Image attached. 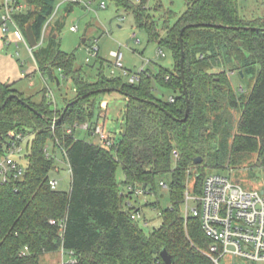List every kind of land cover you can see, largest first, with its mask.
<instances>
[{"label": "trees", "instance_id": "1", "mask_svg": "<svg viewBox=\"0 0 264 264\" xmlns=\"http://www.w3.org/2000/svg\"><path fill=\"white\" fill-rule=\"evenodd\" d=\"M112 1L134 15L137 27L147 32L149 42L157 43L160 50L171 51L174 69L163 70L157 77L178 95L173 102L157 98L150 72L137 75V85L102 73L91 81L76 69L74 54L61 50L62 26L56 24L57 29L32 53L43 74L57 80L58 70L73 83L75 97L66 100L62 110H52L47 96L36 103L14 89L13 84L0 81V149L12 132L31 137L21 157L25 176L0 184V264H41L44 254L62 250L73 252L80 264H165L161 258L164 249L172 256V264H215L206 254L212 240L200 220L186 219L181 213L187 179L192 176L190 168H199L204 159L225 161L231 148L233 154H257L255 168L264 170V19H243L238 0H186V10L180 16L165 11L160 0H155L151 9L147 6L149 0L137 4ZM58 2L26 0L27 10L16 11L13 20L25 37L32 24L39 44ZM73 7L68 6L66 12ZM161 11L164 36L152 14ZM173 18L175 22L170 25ZM204 24L227 28L194 26ZM188 26L183 35L189 100L186 118L180 34ZM233 76L243 81L251 77L248 94L233 87ZM107 89L127 98L124 129L111 149L75 138L77 126L88 124L93 128L97 124L96 109L101 108L99 99ZM13 95L42 117L20 99H10L5 105ZM75 100L78 102L65 112V107ZM230 110L240 112L235 134ZM50 146L54 156L47 155ZM57 151L65 152L70 168L69 192L51 186L50 175L59 168ZM198 157L203 162L195 165ZM120 165L122 183L116 177ZM168 174L173 177L172 206L162 211L160 228L147 235L139 221L132 218L140 209L128 204L127 199L134 194L131 189L153 188L157 178ZM207 176L205 172L195 178V195L202 193Z\"/></svg>", "mask_w": 264, "mask_h": 264}, {"label": "rangeland", "instance_id": "2", "mask_svg": "<svg viewBox=\"0 0 264 264\" xmlns=\"http://www.w3.org/2000/svg\"><path fill=\"white\" fill-rule=\"evenodd\" d=\"M135 4V0H129ZM98 2H104L106 9H100ZM165 11H171L175 16H180L186 10V0H160ZM7 0H0V81L13 84L14 89L25 97H32L36 103H41L47 96L51 103L52 110L57 108L62 110L66 100L75 97L74 85L64 78L58 70L55 71L57 80L49 78L43 74L33 56L21 37L17 34L16 27L10 23L8 31L3 27V18L6 14ZM15 3L27 10L26 0H10V5ZM60 1L58 4L60 5ZM155 0H149L148 8H154ZM239 14L246 20L264 19V0H238ZM67 6L63 5L56 13L50 23L48 35L56 30V24H61L59 31V41L61 50L66 54H74V64L76 69L82 71L84 76L94 81L100 73L107 78L122 79L129 83L133 77L142 72H150L154 75V94L164 102L170 101L178 93L168 87L157 76L163 70L174 69L173 54L168 49H161L160 53L157 43L149 42L148 34L145 30L137 27L134 15L119 9L112 0L97 1L91 9L74 6L71 12H66ZM158 23L161 34L164 36L163 11L152 12ZM175 18L170 20L173 25ZM264 25V23H262ZM75 28L76 31H71ZM134 35L136 36L134 38ZM98 49V57L93 54L94 49ZM36 51V49H33ZM113 54L122 55V67L117 65V59ZM89 60V62H87ZM251 77L245 81L237 76L232 77L233 87L238 91L242 86L246 94L250 91ZM139 83L135 81V85ZM47 94V95H46ZM99 103H107L105 127L109 133H119L123 131V112L126 106V97L117 91L106 92L101 95ZM102 109H96L98 121ZM232 116L233 134L237 133V123L240 112L229 111ZM60 120V119H59ZM103 123L101 120L100 124ZM92 128L86 129L79 125L75 130V138L96 144L97 137L92 133ZM18 135H22L21 133ZM23 136V135H22ZM23 148L26 151V144L30 135L23 136ZM233 140L229 141L231 146ZM51 147V146H50ZM215 147V146H214ZM215 152V149H213ZM217 153V152H216ZM16 160L25 164L19 155L13 156ZM58 169L50 175L52 181H57L56 190L69 192L71 190V172L67 161L61 151L56 152ZM257 154H233L231 148L228 149L226 160H207L199 167H191L192 176L187 179V187L194 185L198 175L221 174L230 177L232 180L240 181L245 190L261 191L264 189V170L255 168ZM176 162L173 163L175 169ZM116 177L119 183L124 181L122 166L118 167ZM173 177L171 174L156 179L153 188L148 187L141 195L132 194L127 203L136 209H140L141 219L139 225L143 231L149 235L162 225V211L168 210L172 206L171 184ZM126 192V190H125ZM156 206H152L153 204ZM196 204H191L190 209ZM181 213L186 216V205L181 207ZM71 260L68 253L51 252L41 257V264H63ZM226 264V263H223ZM243 264V263H242ZM264 264V263H263Z\"/></svg>", "mask_w": 264, "mask_h": 264}, {"label": "built area", "instance_id": "3", "mask_svg": "<svg viewBox=\"0 0 264 264\" xmlns=\"http://www.w3.org/2000/svg\"><path fill=\"white\" fill-rule=\"evenodd\" d=\"M61 3L56 7L54 15L45 25L42 33V39L39 43L43 45L47 39L49 26L56 13L60 8L65 6H80L85 9H91L97 5L95 0H59ZM140 3L141 0H135ZM100 9H106L104 2H98ZM23 6L10 5V0L6 3V14L3 18V27L8 31L9 24L12 23L17 34L25 42L32 52L27 38L21 29L13 20V14L16 11H22ZM71 31H76L72 28ZM136 36L134 35V38ZM93 54L98 56V49H94ZM161 55L164 56L162 50ZM117 59V65L122 67V55L113 54ZM89 62V60H87ZM232 73L231 75H234ZM139 81V77H133L131 83ZM245 93V89L241 86L238 90ZM174 100L171 99V102ZM105 110V107L101 108ZM105 118L104 114H100V119ZM101 120L92 128V133L98 138L99 146L105 149L114 147L117 137L122 133H108L105 122L100 124ZM78 127V126H77ZM76 127V128H77ZM84 128L90 129L88 124L83 125ZM71 134L72 130L67 131ZM22 135L15 133L9 134V139L1 145L0 149V184H9L12 181L23 179L26 173V167L16 160L13 156L19 155L23 157L25 154ZM48 156H54L52 146L48 148ZM65 155V152L64 154ZM58 185L57 181L51 180V186L54 190ZM134 191V194L141 195L144 191L140 188ZM186 216L185 218L194 217L200 220L201 226L212 244L206 254L214 261L215 264H263L264 263V193L261 191L245 190L240 181L232 180L230 177L221 174H209L203 183L202 193L195 195L194 185L192 188L188 185L185 193ZM191 204L196 206L190 209ZM134 220L141 219L140 212L132 215ZM52 224H56L52 221ZM27 250V249H26ZM63 253H65L62 250ZM71 260L63 264H80L78 258L73 252L68 253Z\"/></svg>", "mask_w": 264, "mask_h": 264}, {"label": "water", "instance_id": "4", "mask_svg": "<svg viewBox=\"0 0 264 264\" xmlns=\"http://www.w3.org/2000/svg\"><path fill=\"white\" fill-rule=\"evenodd\" d=\"M196 27H200V26H206V27H211V28H227L225 26L222 25H212V24H204V25H194ZM185 27L184 29H182L181 34H180V43H181V71H182V79H183V83H184V93L186 95V101H187V110H186V118L188 117L189 114V100H188V96H187V89H186V84H185V75H184V55H185V51H184V44H183V35L185 33V31L189 28ZM237 29V28H234ZM26 38L28 41V44L30 46L31 49H36L40 46V44L37 43L36 38L34 36L33 33V28H32V24H29L27 29H26ZM240 74L242 75V77H244L243 72L241 71ZM107 92H110L109 89L106 90ZM102 92V91H99ZM10 99H20L19 96L17 95H13L11 97H9L6 102L5 105L8 103V101ZM20 101L23 103V105H25L26 107L30 108L33 112H35L36 114H38L40 117H42L41 114H39L34 108H32L28 103H26L25 101L21 100ZM75 102H78V100H75L74 102L70 103L68 106L65 107V112L69 109V106L74 104ZM4 105V106H5ZM169 116L172 117V115L167 112L166 110H164ZM61 116L60 120L63 119L64 114ZM185 118V119H186ZM203 162V158L202 157H198L197 159H195L194 164L195 165H200ZM262 193H264V189H262ZM161 258L163 259L165 264H172V256L167 252L166 249L161 251Z\"/></svg>", "mask_w": 264, "mask_h": 264}, {"label": "crops", "instance_id": "5", "mask_svg": "<svg viewBox=\"0 0 264 264\" xmlns=\"http://www.w3.org/2000/svg\"><path fill=\"white\" fill-rule=\"evenodd\" d=\"M24 10V9H23ZM27 98H32V97H27ZM32 100H33V98H32ZM126 102H127V98H126ZM102 107H105L106 109L105 110H102V113H100V114H104L105 115V118H103V119H101V120H104L105 121V119H106V111H107V103L106 102H103L102 104H101V108ZM124 112H125V109H124ZM124 112H123V114H124ZM123 123V122H122ZM121 132V131H120ZM110 133V132H109ZM111 134H113V133H111ZM116 134V133H115ZM98 139V138H97ZM97 145L99 144V140H98V142L96 143ZM62 252V251H61Z\"/></svg>", "mask_w": 264, "mask_h": 264}]
</instances>
